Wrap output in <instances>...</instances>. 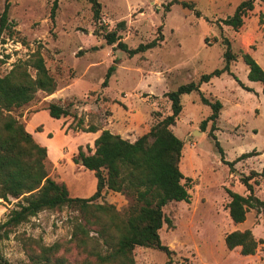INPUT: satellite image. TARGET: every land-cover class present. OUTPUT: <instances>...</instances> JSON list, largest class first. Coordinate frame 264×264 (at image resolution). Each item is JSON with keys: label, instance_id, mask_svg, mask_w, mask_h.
<instances>
[{"label": "rangeland", "instance_id": "rangeland-1", "mask_svg": "<svg viewBox=\"0 0 264 264\" xmlns=\"http://www.w3.org/2000/svg\"><path fill=\"white\" fill-rule=\"evenodd\" d=\"M97 1L100 9L95 23L87 0H8L10 35L3 33L0 37V75L37 49L57 83L53 93L37 91L30 102L10 112L25 127L30 115L39 110L32 117V122L41 123L35 130L44 129L48 154L51 159L56 153L58 157L56 163L48 160L49 176L80 187L75 192L78 197L90 195L95 188L93 174L71 164L79 147L83 151L86 146L92 148L83 129L120 128L128 132L130 140L147 132L170 112L166 91L196 82L201 74L221 67V40L225 38L234 56L229 69L236 79L223 72L201 83L199 90L222 105L213 130L222 159L230 161L250 150L256 153L229 168L207 135L209 121L200 130L209 107L199 101L196 91L182 94L181 110L170 129L182 141L179 170L188 201H172L162 207L167 222L159 229V237L172 253L166 256L159 250L137 246L133 257L135 264H264V212L248 209L244 221L233 224L226 207V189L246 193L239 176L251 170L264 174V94L258 82L247 79V68L241 60L247 53L264 71V0H254L237 29L221 20L242 0ZM4 2L0 0V11ZM181 2L192 7H182ZM119 21L124 25L117 33L128 48L153 39L157 33L162 40L144 52L127 56L115 44L107 45L101 36ZM111 65L114 69L106 85L101 86ZM237 81L251 90L241 88ZM48 102L68 106L71 116L49 117L44 111ZM250 182L254 195L264 199L263 177L257 175ZM100 201L119 210L127 198L107 190L96 200ZM6 205L9 210L13 204ZM73 214L65 208L38 212L0 241L1 253L11 262L22 261L23 236L39 238L44 244L67 239L68 216ZM5 215H0V221ZM245 228L257 241L254 253L241 255L238 247L226 249L224 235Z\"/></svg>", "mask_w": 264, "mask_h": 264}, {"label": "trees", "instance_id": "trees-1", "mask_svg": "<svg viewBox=\"0 0 264 264\" xmlns=\"http://www.w3.org/2000/svg\"><path fill=\"white\" fill-rule=\"evenodd\" d=\"M90 3L92 19L99 20L100 5L97 0ZM263 1V0H260ZM254 0H242L232 14L221 21L224 25L237 29L244 15L253 8ZM182 7L191 8L190 3L181 2ZM8 0L0 11V37L3 33L10 35L7 16ZM198 15V12H194ZM54 9H50L49 18L53 19ZM119 21L116 27L101 34L107 45L124 51L127 56L144 52L162 40L161 34L146 42L128 48L120 41L117 31L123 28ZM160 30V28H157ZM1 39V38H0ZM1 41V40H0ZM224 48L222 65L208 74H201L196 82L179 84L173 90L164 93L169 101L170 112L154 122L147 132L133 141L121 138L118 134L102 129L92 141V148L80 147L71 157L74 164L93 173L95 188L88 197L70 196L64 183L55 181L48 175V157L45 146L39 144L25 129L23 123L10 112L30 102L37 91L47 95L55 91L57 83L49 73L39 50L31 52L27 58L16 60L11 67L0 75V200L8 203L15 200L0 221V241L20 224L40 211H58L63 208L73 212L68 216L70 222L69 237L44 244L39 238L23 236L21 247L25 260L11 262L0 251V264H135L133 249L137 246L159 250L166 256L172 253L162 244L159 229L167 222L162 207L172 201H188V193L179 170L182 141L174 135L170 126L174 124L180 110V96L192 91L199 93V101L209 107L208 115L200 121V130H204L209 121L207 135L219 152L221 161L229 168L256 152H242L233 160L222 159V151L213 134L215 123L219 118L221 103L217 99L203 96L199 90L201 83L212 77L230 72V61L234 59L229 42L221 40ZM247 68L246 77L258 82L264 94V71L247 53L241 55ZM28 69L32 70V74ZM111 65L106 69L101 86L106 85L108 75L113 71ZM238 85L249 91V87L237 81ZM49 117L59 119L70 117L68 106L48 102L45 107ZM96 128L88 126L83 132H95ZM264 174L251 170L239 176L246 193L241 194L226 189L229 197L226 207L233 224L244 221L248 209L264 212V199L253 193V177ZM256 181V180H253ZM110 190L127 198L121 209L105 201L102 191ZM223 244L230 250L238 247L241 255L253 254L257 241L249 229H233L223 237Z\"/></svg>", "mask_w": 264, "mask_h": 264}, {"label": "crops", "instance_id": "crops-1", "mask_svg": "<svg viewBox=\"0 0 264 264\" xmlns=\"http://www.w3.org/2000/svg\"><path fill=\"white\" fill-rule=\"evenodd\" d=\"M245 85V84H244ZM40 110H43V109H40ZM39 111V110H38ZM38 111H35V112H33L31 115H30V117L27 119V121H26V123H25V129L32 135V137L35 139V141H37L39 144H41V145H43V146H45V148H46V153H47V157H48V160L49 159H51L50 158V156H49V148H48V144H47V141H48V138L47 137H45V134L44 133H46L45 131H44V129L42 130V131H37V130H35V127H36V125H38V124H41V123H39V122H32V117H33V114H35L36 112H38ZM44 111H46L47 112V110L44 108ZM47 115H48V113H47ZM49 116V115H48ZM104 129V128H103ZM106 129V128H105ZM102 130V129H101ZM100 130V131H101ZM109 132H111V133H114V134H118L121 138H123V139H127V140H129V141H133L134 139H132V140H130L128 137H129V135L127 134L128 132H125V131H123V130H121L120 128H115V127H113V128H110V129H107ZM47 131V130H46ZM100 131H98L97 129H96V131L95 132H85L86 133V136H85V138L86 139H91V142L93 141V139L99 134V132ZM88 135V136H87ZM138 137V136H137ZM57 154V153H56ZM55 154V155H56ZM55 155L53 156V158L51 159L52 161H53V163H56V160H57V156L55 157ZM74 167H75V165H77V164H74L73 162L71 163ZM80 169L81 170H83L82 169V167L80 166ZM88 171V170H87ZM89 172H91V171H89ZM92 173V172H91ZM93 174V173H92ZM49 175V174H48ZM53 179V178H52ZM59 180V182H62V183H64L65 184V186H66V188H67V191H68V194L70 195V196H77V193H75V192H77L78 190H79V188L80 187H75V186H73V185H71V186H69L68 185V183H67V181L66 180H64L63 178H59L58 179ZM56 181V180H55ZM71 191H73V193H71ZM107 190H103L102 191V194H104L105 192H106ZM92 194V193H91ZM90 194V195H91ZM89 195H87V196H85V197H88ZM78 197V196H77ZM13 199H11L8 203H6V202H3V201H1L0 200V215L1 216H4V214H6L7 213V205L6 204H9V203H12L13 204ZM3 203L5 204V205H3Z\"/></svg>", "mask_w": 264, "mask_h": 264}]
</instances>
